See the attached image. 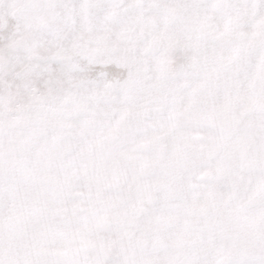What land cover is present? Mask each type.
<instances>
[{"label":"snow or ice","instance_id":"obj_1","mask_svg":"<svg viewBox=\"0 0 264 264\" xmlns=\"http://www.w3.org/2000/svg\"><path fill=\"white\" fill-rule=\"evenodd\" d=\"M0 264H264V0H0Z\"/></svg>","mask_w":264,"mask_h":264}]
</instances>
